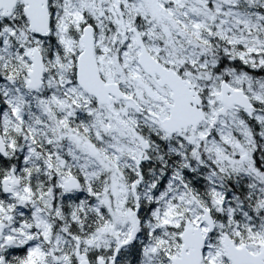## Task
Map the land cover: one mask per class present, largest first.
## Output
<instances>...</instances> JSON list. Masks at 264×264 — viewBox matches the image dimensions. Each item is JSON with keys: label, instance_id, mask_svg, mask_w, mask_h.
<instances>
[{"label": "snow or ice", "instance_id": "1", "mask_svg": "<svg viewBox=\"0 0 264 264\" xmlns=\"http://www.w3.org/2000/svg\"><path fill=\"white\" fill-rule=\"evenodd\" d=\"M0 264H264V0H0Z\"/></svg>", "mask_w": 264, "mask_h": 264}]
</instances>
